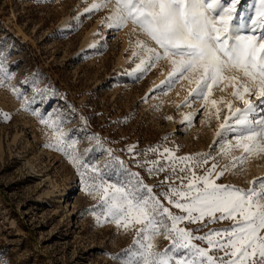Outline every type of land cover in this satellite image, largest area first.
<instances>
[{
	"label": "rangeland",
	"instance_id": "rangeland-1",
	"mask_svg": "<svg viewBox=\"0 0 264 264\" xmlns=\"http://www.w3.org/2000/svg\"><path fill=\"white\" fill-rule=\"evenodd\" d=\"M93 2L0 0V62L12 77L0 81V264H123L122 258L133 248L134 231L104 222L100 197L87 194L69 159L47 146L56 136L41 119L59 121L64 138L78 141V154L100 166L104 180L122 184L130 179L129 172L139 173L157 195L166 189L158 185L170 172L150 176L145 167L136 166L154 159L167 163L152 152L144 155L150 148L175 149L178 157L210 153L217 155L221 166L229 163L218 155L223 141L217 135L224 131L219 124L227 109L219 105L218 121L210 104L207 112L202 102L185 107L195 88L188 80L163 94L170 62L137 68L141 58H147L137 41L149 47H155L154 42L131 23L122 29L107 27L112 6L86 13L85 7ZM241 7L240 23L251 27L259 0H241L237 10ZM221 88H214L210 99L223 98L244 107L233 101L231 87ZM146 97L151 98L145 102ZM248 98L259 104L254 96ZM189 115L190 125L185 120ZM235 135L228 133L225 139L235 143ZM241 155L240 150L232 152L233 157ZM261 180L264 154L250 156L217 183L248 190ZM232 224L225 220L210 228ZM154 244L163 250L170 241L159 236ZM215 252L212 249L209 254Z\"/></svg>",
	"mask_w": 264,
	"mask_h": 264
},
{
	"label": "snow or ice",
	"instance_id": "snow-or-ice-1",
	"mask_svg": "<svg viewBox=\"0 0 264 264\" xmlns=\"http://www.w3.org/2000/svg\"><path fill=\"white\" fill-rule=\"evenodd\" d=\"M240 4L241 0H94L84 9L89 13L112 6L106 17L107 27L122 29L131 23L154 42L155 47H149L137 41V47L147 53L137 68L145 63L154 67L160 61H169L171 71L168 86L161 89L163 94L180 81L188 80L195 88L189 93L193 98L186 101L185 107L202 102L207 112L210 104L218 121L222 111L219 105L227 109L223 123L219 124L224 131L217 135L223 141L219 143L218 155L227 158L228 164L221 166L217 155L210 153L178 157L175 149L163 146L144 153L152 152L167 161L146 160L136 165L145 167L150 176L170 172L158 185L167 186L159 195L144 183L139 173L129 172L130 179L122 184L104 180L100 176L101 167L85 162L78 154V141L64 138L66 134L59 121L41 119L56 136L55 142L47 146L69 159L83 179L87 194L100 197L105 209L104 222L134 231L133 248L122 258L123 264H264V180L254 182L255 186L248 190L217 183L226 173L244 165L250 156L264 154V115H261L264 113V99H261L264 97V0H259L251 27H247L248 22L240 23L244 11L243 7L237 10ZM4 78L12 77L0 62V81ZM221 85L231 87L233 101L244 107L234 106L223 98L210 99L214 88L223 91ZM12 91L20 98L18 89ZM253 96L259 100L258 105L248 98ZM150 98L146 97L145 102ZM3 115L5 120L10 119ZM185 120L190 125L192 116H186ZM228 133H236L235 143L225 139ZM95 139L99 143V138ZM134 147L128 151L132 152ZM234 150H240L243 155L233 157ZM113 159L125 167L123 161ZM210 161V166L205 167ZM198 169H203L202 174H197ZM97 220L100 222V217ZM225 220L233 221L232 226L210 228L211 224ZM194 224L199 227L192 229L190 225ZM204 229L209 230L197 234ZM159 236L169 240L170 246L157 250L154 241ZM212 249L216 252L209 254Z\"/></svg>",
	"mask_w": 264,
	"mask_h": 264
}]
</instances>
